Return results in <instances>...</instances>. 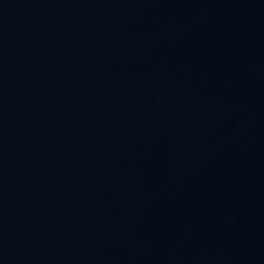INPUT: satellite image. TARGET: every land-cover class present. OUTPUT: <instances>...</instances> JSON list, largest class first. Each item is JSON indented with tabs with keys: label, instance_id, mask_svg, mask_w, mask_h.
<instances>
[{
	"label": "water",
	"instance_id": "obj_1",
	"mask_svg": "<svg viewBox=\"0 0 264 264\" xmlns=\"http://www.w3.org/2000/svg\"><path fill=\"white\" fill-rule=\"evenodd\" d=\"M0 264H264V0H0Z\"/></svg>",
	"mask_w": 264,
	"mask_h": 264
}]
</instances>
